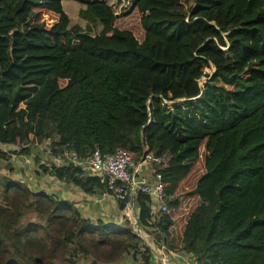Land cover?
I'll return each mask as SVG.
<instances>
[{
    "label": "trees",
    "instance_id": "trees-1",
    "mask_svg": "<svg viewBox=\"0 0 264 264\" xmlns=\"http://www.w3.org/2000/svg\"><path fill=\"white\" fill-rule=\"evenodd\" d=\"M80 1L85 27L70 25L62 0H0V167L12 154L41 156L33 144L53 125L59 155L122 147L135 160L160 157L168 211L135 195L145 240L126 215L83 214L71 189L104 195L99 176L43 163L67 195L2 178L0 264H149L148 241L194 264H264V0H132L122 15L106 0ZM49 12L58 17L47 26ZM201 146L204 172L188 193L199 203L172 231L176 190Z\"/></svg>",
    "mask_w": 264,
    "mask_h": 264
},
{
    "label": "rangeland",
    "instance_id": "rangeland-1",
    "mask_svg": "<svg viewBox=\"0 0 264 264\" xmlns=\"http://www.w3.org/2000/svg\"><path fill=\"white\" fill-rule=\"evenodd\" d=\"M107 3L111 5L113 10L118 14L122 15L124 14L129 8L132 3V0H106ZM184 7L187 8L188 2L183 1ZM62 6L63 10L68 14L70 17V25L78 24L82 27H85L86 22L80 18L78 12L81 8L84 7V4L80 0H62ZM58 15L49 12L47 14L46 18V25L49 26L53 24ZM38 19L37 16H32L29 18V22H35ZM123 27H128L134 34L135 36L141 40L142 39V31L139 29L137 26V23H135L134 20H130V18H127L125 20L124 26ZM66 83L65 80H60L59 85L63 86ZM229 88V87H228ZM57 139L53 125L50 126V138L49 139H44L41 142H38V144H33L35 147V150H40L42 151L44 156L47 157L46 163L48 166H51L53 163H66L67 160L64 157H60L57 152H55L53 149H56L52 146L51 142L55 141ZM4 150L7 151H13L17 150L18 147L14 145H3L2 146ZM34 148H32L33 150ZM34 152L31 151L30 158L34 159L33 154ZM35 154V153H34ZM205 154V150L203 146H201L200 149V157L193 163L191 172L189 175L183 179L179 186L178 189L176 190V195L179 198V207L176 209V211L171 212V216L174 219V225L171 227L172 231H177L181 230L182 228V223L184 219L187 218V216L191 213V211L197 206L199 203V199L196 195H190L188 194L189 191H191L198 178L203 174L204 172V167H203V156ZM13 155V154H12ZM12 160H9V162H5V164L0 167V202H2V187H1V180L4 176H9L10 179L13 180H18L21 183H26L30 189H34L36 191H42L44 189L48 190L49 192H55L53 184L48 183L46 180H44V177H39L35 178L32 176L34 173L35 169V161L31 160L28 158L27 161L25 160L24 155L17 154L13 155ZM135 158V157H134ZM136 159V158H135ZM40 161V159H38ZM55 163V164H56ZM13 165V166H12ZM84 171H87L85 169ZM39 174V172H38ZM29 180H27L26 178ZM56 187V186H55ZM61 190L58 191L61 194H67L68 189L66 190L65 188H60ZM78 190H73L71 189V196L77 200L78 206L83 209V214L85 216H95L94 213L97 216H101L105 221H118L120 224H124L123 220V215L127 216V218L132 221H134L135 217V212L126 214V211L121 210L119 206L116 203V200H114L111 197L104 198L103 194H84L81 191L77 192ZM89 212H92V214H88ZM27 218L30 220H34L35 217L32 215H27ZM123 218V219H122ZM130 220V222H131ZM132 223V222H131ZM133 226V225H132ZM134 230V228H133ZM142 233V232H141ZM128 257V256H127ZM88 260H86L83 264H88Z\"/></svg>",
    "mask_w": 264,
    "mask_h": 264
},
{
    "label": "built area",
    "instance_id": "built-area-1",
    "mask_svg": "<svg viewBox=\"0 0 264 264\" xmlns=\"http://www.w3.org/2000/svg\"><path fill=\"white\" fill-rule=\"evenodd\" d=\"M60 157L66 158L74 166L81 165L83 170L87 169L91 174L99 176L105 184L104 194L124 203L126 214L137 211L135 195L139 192L150 196L153 212L168 211L162 174L157 168L161 163L160 157L156 158L149 153L135 160L130 151L122 147L108 154L101 153L100 149L95 147L83 160L75 151L62 147ZM131 222L134 231L140 234L136 221Z\"/></svg>",
    "mask_w": 264,
    "mask_h": 264
},
{
    "label": "crops",
    "instance_id": "crops-1",
    "mask_svg": "<svg viewBox=\"0 0 264 264\" xmlns=\"http://www.w3.org/2000/svg\"><path fill=\"white\" fill-rule=\"evenodd\" d=\"M35 153V151H33ZM39 152V151H38ZM42 152V151H41ZM41 156L37 157V153H32L33 156H34V159H31L30 158V155L27 156V155H24L25 157V160L27 161V159L29 158L32 162L35 161V169H34V173L32 174V176H34L35 178H39V177H44V180H46L48 183H51L53 184V187H54V191L58 192L60 191L61 189L60 188H63V186L65 185V182L63 181H59L58 179H56L55 177L53 176H50L48 174H43V172L40 170V167L39 165H42L43 163H46L47 161V157L43 155V153H41ZM14 155V154H13ZM12 155V156H13ZM60 156V155H59ZM36 157L38 159H40V163H38L36 160ZM12 160V157L11 159ZM56 163V162H55ZM47 164V163H46ZM57 164V163H56ZM13 166V165H12ZM39 172V174H38ZM26 176H24L23 179H25ZM27 179V178H26ZM28 180V179H27ZM29 181V180H28ZM56 186V187H55ZM32 191H36L34 189H31ZM41 192H49L48 190L44 189L42 190ZM51 193H53L52 191H50ZM77 192H80L79 190ZM65 196L67 194H64ZM103 196H105L104 198H107V197H111L110 195H107V194H104ZM113 198V197H111ZM114 199V198H113ZM115 200V199H114ZM141 232V230H140ZM140 235L143 239H147V236L145 234L140 233L138 234ZM148 241V240H147ZM148 245L151 247L152 249V252H153V255L152 257H150V262L149 264H194L193 263V260L191 258V255L190 254H187L183 251H166L162 248H160V250L158 251H155V249L152 247V245L150 244V241H148ZM112 264H143L141 262H129L127 261L125 258H122L120 261H117V262H114ZM145 264V263H144Z\"/></svg>",
    "mask_w": 264,
    "mask_h": 264
}]
</instances>
